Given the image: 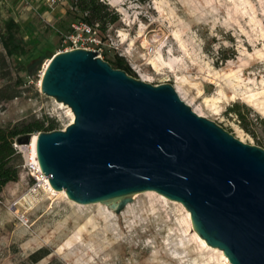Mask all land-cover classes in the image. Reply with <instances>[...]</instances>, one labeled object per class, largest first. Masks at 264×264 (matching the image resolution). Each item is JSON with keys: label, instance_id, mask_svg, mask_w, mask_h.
I'll list each match as a JSON object with an SVG mask.
<instances>
[{"label": "rangeland", "instance_id": "1", "mask_svg": "<svg viewBox=\"0 0 264 264\" xmlns=\"http://www.w3.org/2000/svg\"><path fill=\"white\" fill-rule=\"evenodd\" d=\"M100 1L118 20L87 33L73 27L79 23L70 0H0V19L30 26L49 47L24 64L31 75L13 67L12 80L19 75L22 82L19 95L0 104V126L44 116L56 129L71 123V109L41 93L40 80L50 51L69 50L71 36L80 34L77 47L123 57L137 79L172 84L197 114L264 148V129L252 124L264 120V0ZM234 103L256 137L229 110ZM13 145L19 175L0 193V264H227L195 233L181 203L154 191L138 193L119 214L76 203L35 178L29 144Z\"/></svg>", "mask_w": 264, "mask_h": 264}, {"label": "water", "instance_id": "2", "mask_svg": "<svg viewBox=\"0 0 264 264\" xmlns=\"http://www.w3.org/2000/svg\"><path fill=\"white\" fill-rule=\"evenodd\" d=\"M40 92L67 105L73 121L15 142L36 137L54 190L115 214L154 191L181 203L195 233L230 264H264V148L197 114L172 84L137 79L94 50L55 53Z\"/></svg>", "mask_w": 264, "mask_h": 264}, {"label": "trees", "instance_id": "3", "mask_svg": "<svg viewBox=\"0 0 264 264\" xmlns=\"http://www.w3.org/2000/svg\"><path fill=\"white\" fill-rule=\"evenodd\" d=\"M72 13L76 22H83L92 28H98L101 32H105L110 24H114L118 20V14L109 7L108 4L100 0H70ZM70 32H74L72 27ZM30 26H22L12 17L0 19V104L11 100L19 95L17 89L22 82L21 76H17V81L12 80L13 67L19 71L26 72L31 75L33 70H27L24 64L32 57L41 55L44 51H48L46 42L41 39L36 32L34 35ZM51 52L50 58L55 54ZM105 59V58H104ZM227 59V58H225ZM112 67L123 69L129 75L133 72L125 59L115 55L112 60H108ZM12 61L15 62L12 66ZM134 77V75H133ZM242 106L234 103L229 110L235 113L246 131L256 137L254 131L248 128L246 122L247 115L242 111ZM257 122L264 129V120L256 118ZM251 124V121H249ZM57 128L55 119L44 116L43 118L22 119L14 124L0 126V193L4 186L18 179L19 170L13 164V159L17 155L14 142L19 135L26 133H36L40 131H51ZM34 261L38 258L32 257Z\"/></svg>", "mask_w": 264, "mask_h": 264}, {"label": "bare ground", "instance_id": "4", "mask_svg": "<svg viewBox=\"0 0 264 264\" xmlns=\"http://www.w3.org/2000/svg\"><path fill=\"white\" fill-rule=\"evenodd\" d=\"M46 65V64H45ZM159 68L155 67V70H158ZM43 73V72H42ZM177 88V87H176ZM178 91V90H177ZM181 96V95H180ZM182 97V96H181ZM260 113L263 115L264 117V109H260ZM73 115H71V122L73 121ZM35 139L36 137L33 136L32 138V141L31 143L28 145L29 149H30V155H31V160H32V163L34 165V169L35 171L37 172L38 174V178H40L41 182L43 183V186L46 188V190H49V191H52L53 188L51 187L48 179H47V176L43 175L40 171V168H39V165H38V161H37V158H36V152H35ZM61 192H58L64 196H66L64 190H60ZM54 192V191H53ZM188 215V214H187ZM189 216V215H188ZM203 242V241H202ZM204 243V242H203ZM221 255L224 257V260L227 262V264H230L229 261L227 260V258L223 255V253H221Z\"/></svg>", "mask_w": 264, "mask_h": 264}, {"label": "built area", "instance_id": "5", "mask_svg": "<svg viewBox=\"0 0 264 264\" xmlns=\"http://www.w3.org/2000/svg\"><path fill=\"white\" fill-rule=\"evenodd\" d=\"M79 23V25L78 24H75V25H73V27L74 28H76V29H81V30H83L84 32L86 31L87 33H94V28H92L91 26H89V25H87L86 23H83V22H78ZM73 28V29H74ZM74 32H75V29H74ZM73 32V33H74ZM90 42H92L93 44H99L100 43V40L99 39H97L96 37H90V36H88V38H87ZM70 41L73 43V47H71L70 49H75V48H79V47H77L76 46V44L78 43V42H80V41H83V37H82V35H80V34H77L76 36L75 35H72L71 36V38H70ZM69 49V50H70ZM85 49V48H84ZM65 50H67V49H65ZM95 51V50H94ZM100 57V56H99ZM33 170H34V173L36 174L35 175V178L37 179V180H40L38 177H37V172L35 171V169H34V167H33Z\"/></svg>", "mask_w": 264, "mask_h": 264}]
</instances>
